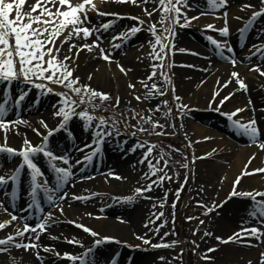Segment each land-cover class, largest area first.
Returning a JSON list of instances; mask_svg holds the SVG:
<instances>
[{
	"label": "snow or ice",
	"instance_id": "6c2138e0",
	"mask_svg": "<svg viewBox=\"0 0 264 264\" xmlns=\"http://www.w3.org/2000/svg\"><path fill=\"white\" fill-rule=\"evenodd\" d=\"M101 3H106L107 0H100ZM116 3H131L136 6L145 5L143 11L148 17L144 20L138 16H131L129 14L118 12H105L102 11L95 0H0V95L3 97V102H0V133H3V143H0V156L8 159L16 157L21 158L20 163L9 172L0 174V185H7L9 181L15 184L19 183L20 173L22 169L30 170V196L31 203L27 205L29 209L35 207L39 212L45 210L41 207V202L37 198L39 192H43L44 198L49 204L59 211L61 215L64 214V208L61 204L56 203L57 200L66 202L69 198L67 191H61L72 182L75 177V165L90 164L94 157L101 152V146L106 140L119 137L123 135H131L143 137L137 139L134 144L127 150L129 152H136L138 149H143L141 158L138 160L140 164H147V171L142 174V178L146 181L144 186H138L134 189L132 195L118 198L122 202H133L137 197H144L145 193L153 190L154 186H162L163 183L171 181L172 175H169L166 169L170 164V153L160 149L158 155L153 156L154 150L159 147L157 142H153L148 137L152 136H166L169 133L166 131L168 127L176 128L175 123H161L159 119H153L155 113L161 111V106H164V116L168 117L173 114V108L168 107L169 101L167 99L161 100L154 107L147 109H137L130 106L131 101H128V106L121 109V98L116 96L113 98L111 93L103 90H97L92 87L90 83H83L79 76L74 75L75 68L78 66L74 63L79 58L82 51L87 50L93 52L98 49V57L111 63L114 60L113 53L115 50L122 46L123 41L129 40L132 36L142 30H146L150 34L147 43L150 46V51L147 56L152 61L159 63H152L150 65V74L139 81L145 89L143 94H134V98L138 102L149 101L155 97L165 96L169 92L171 86L172 99L180 101L181 98L175 94V86L172 84V78L169 75V69L173 66L174 61L171 59L172 55L176 52L184 53L192 50L184 47H176L177 28L188 27L192 21L198 20L200 16L209 14L208 12L201 11L197 16H189L188 11L193 7H200L197 0H193L190 4L189 0H115ZM154 4L155 7L149 11L146 5ZM230 4V0H206V7L211 14H218L217 18H222L224 24L222 27L217 28L214 24L208 23L204 25L205 29L214 30L219 33L221 37H228L230 28L228 23V11L224 10ZM254 9L251 11L247 23L239 30L241 38L243 33L259 18L264 17V0H258L257 4L246 2L240 5V10ZM224 10V11H220ZM95 12L97 17H112V19L101 20L97 19L93 22L90 13ZM159 12L158 20H153L154 13ZM127 18L136 21L125 31H121L111 37V41L107 48L104 45L103 32L112 29L117 20ZM242 19V17H235ZM147 26L146 29L144 26ZM95 37L94 39H92ZM206 39L215 47V49L224 55L226 49L228 53H233L234 49L227 39L219 40L212 35L206 36ZM90 41V42H89ZM115 41H121L116 43ZM68 47L64 50V45ZM144 45L141 44L140 48ZM256 53L261 54L264 60V42L259 46L253 45ZM200 55L199 53H194ZM255 53L250 52V56ZM250 56L246 59H249ZM233 67H235L237 60L235 56H225ZM141 58L138 56L137 60ZM120 71L127 75L130 69L125 68L119 61H116ZM250 71H255L264 76V67L261 64H252ZM159 77L163 83L158 84L154 78ZM231 77L236 79L239 88L247 90L248 85L245 80L240 77L236 71L231 73ZM92 79V74H89L88 80ZM147 81H150L149 84ZM231 83V79L226 81L224 87ZM58 86V87H57ZM128 87L135 89L136 85L129 83ZM33 90H37L34 97L36 103H39L40 97L53 94L58 99L56 104L53 105L52 115L57 118V124L50 127L49 124L41 119L40 125L46 130L41 132L39 128H33L35 132L42 139L40 143L33 144L27 138V133H24V139L20 148L12 147L8 144L9 133L20 135L19 128L21 125L31 127L29 121L17 116L13 119L9 117V102L12 101L16 107H19L30 95ZM219 90L215 91L212 96V102H216V97L219 96ZM233 95L229 93L219 100V105L223 106L224 103ZM251 104V101H249ZM247 107V106H246ZM176 108L179 110L181 116L185 115V110L188 105L178 103ZM245 108H236L231 112H223L222 114L231 122L234 128L241 130L242 134L246 135L250 142L258 144L259 148L264 150V140L261 139L262 133L258 126L257 119L253 115L252 118L242 121V119L234 118L238 113L245 111ZM111 111V116L104 114H97V112ZM217 112L221 111V107L216 108ZM255 113V108L252 109ZM264 111V109H262ZM81 122V126L85 131L91 132V141L84 144L82 147H77L76 151L85 153L75 160L73 163L71 156L68 153L57 155L50 148V138L54 133L64 130L69 131L68 125L74 119ZM135 120L136 123H131ZM147 125V127L145 126ZM180 127H183L180 125ZM204 139H208L205 137ZM127 143V141H122ZM174 146L169 145V148ZM175 151H180L175 149ZM42 156L47 160L51 171L54 173L56 184L52 185L49 182L45 172L37 163V157ZM206 156L209 154H205ZM255 158V154L249 158V163ZM155 160V163H153ZM187 161V157H185ZM163 162V167L159 165ZM176 163H180L177 161ZM2 167V166H0ZM181 167L188 168L187 162L181 164ZM162 173V174H161ZM253 173H264V167L249 169L245 165L244 170L238 175L232 185V189L223 201H211L210 205L205 204L203 200L196 201L197 205L204 209V215L213 213L216 209L222 208L232 197H248L252 203L250 205L249 216L256 220V225L245 227L247 221H241V227L238 231L225 237L215 236L217 241L226 244L229 242H242L243 237H252L255 240L264 243V199H257V197H264V191H239L238 185L241 179L246 175ZM108 175L114 176L118 179L124 177L109 170ZM154 177V179H153ZM176 178L179 179V174L176 173ZM188 181V175L184 177V181L179 188L175 190L176 200L173 201L172 208L175 209L176 203L179 201L180 193L183 191L184 185ZM74 186V185H73ZM203 192V188L200 189ZM16 190L13 189L12 197L16 198ZM97 195L91 193L89 196H78L75 193L71 194L74 200H86L92 196ZM168 193H164V198L159 200L158 203L161 208L167 201ZM151 198V197H145ZM157 205L153 204L155 208ZM0 208H3L10 218L0 221V230L13 227L14 230L8 232L3 237H0V253H7L11 248L24 249L25 251H33L36 258L43 262L41 250L45 253H54L57 258H65L78 264H86V257L95 252V248L89 247L83 255L77 256L70 252L60 253L56 251L52 245H44L40 243L41 235L45 233L49 227L56 223L54 211H47L41 219L35 224L29 223L27 217H20L14 212H11L9 207L5 206L3 201H0ZM92 216V213H86ZM156 220L163 217V211L153 213ZM173 212V220H174ZM120 222H125L123 217H117ZM189 221L197 219V217H186ZM17 220L22 221L23 226L14 225ZM82 229L85 233L90 234L92 237H97L94 240V245L99 246L103 242L116 240V237L101 234L91 227L76 220L69 221ZM155 224V220H149L147 224ZM167 221H163L161 225L155 226L151 229L154 235H158L160 227ZM199 223L204 224L203 220ZM199 231L196 228L193 235ZM175 234V233H173ZM168 233H164L167 236ZM214 234L210 231H205L204 236L212 237ZM143 242V245H148L152 248H175L177 244L184 243L179 240H172L170 242L164 241L161 238L160 242L153 243L151 238L146 235L137 237ZM50 239H60L57 236H50ZM68 243L80 245L83 247L82 241L78 239H69L64 237ZM119 242V241H118ZM251 244V240L247 241ZM126 243V242H125ZM194 247L193 252L199 245L195 240L191 242ZM130 247L140 248L141 245H129ZM214 247L206 249L207 252H213ZM184 249H180V255L175 257L182 260ZM202 259L212 260L213 257L203 254ZM160 260H165V257H158ZM109 264H115V259L109 261ZM247 264H252L249 260ZM258 264H264V252L259 255Z\"/></svg>",
	"mask_w": 264,
	"mask_h": 264
},
{
	"label": "rangeland",
	"instance_id": "374dc122",
	"mask_svg": "<svg viewBox=\"0 0 264 264\" xmlns=\"http://www.w3.org/2000/svg\"><path fill=\"white\" fill-rule=\"evenodd\" d=\"M201 2H206V0H199ZM100 2V0H99ZM246 2H251L252 4H257L258 0H230V4L228 5L232 7L238 8L237 14H240L242 19L247 20L248 17L251 15V11L254 9H247L244 11L240 10V5ZM101 3V2H100ZM106 6V8H105ZM151 11L153 7H155L154 4H148L146 5ZM102 7V11L105 12H118V13H124L129 14L131 16H138L141 17L144 20H148V17L145 15L143 8L145 5L136 6L131 3H116L115 0H107L106 3H104V6L100 4L99 8ZM193 11V9H191ZM224 11V10H220ZM160 16L159 12L154 13L153 20H158ZM264 18V17H263ZM101 20H107L112 19L111 17H99ZM129 23H123L125 28H120V22L119 24L116 23L112 29L106 32L107 39L104 40V47L107 48L109 45V42L111 41V37L113 35L118 34L121 31H125L128 28H130L132 25L136 24L137 22L131 19H128ZM241 20H239L240 22ZM233 22V21H232ZM237 19H234V24L238 25L239 22ZM130 24V25H129ZM129 25V26H128ZM119 26V27H117ZM146 29V25L144 26ZM255 28V29H254ZM254 29V32H253ZM248 32H251L253 34L252 42L260 44L264 42V20H257L254 21L253 24L249 27ZM143 35L133 36L134 38H130V43L126 48L122 47L126 44L127 41L122 42V46L115 50V55L113 62L114 66L111 67L107 66L106 61L102 58H99L97 53L98 49L94 50L93 52H88L87 50L82 51L79 54V58L74 61L76 65H78L75 68L74 75L79 76L80 78L83 76V73L87 74L88 72H85V70H89L90 64L92 69L95 68V72H92V79L91 82H88L92 85V87L103 90L105 92L111 93L113 98L116 96H119L121 98V109L124 110L128 106L127 102L131 101L132 107H135L137 109H147L149 107H154L157 103H159L161 100L167 99L169 101L168 107L173 108V114L171 116L165 117L164 116V106H161V111L155 113L153 116V119H159L161 123H175L177 125L176 128L168 127L166 129L169 133H175L177 139L179 140H165V136H152L148 137L149 140L153 142H157L159 144V147L154 150L153 156L158 155L160 152V149L163 148L165 152L170 153V157H165L166 159H170V164L166 171L169 175L173 176V179L171 181H165L162 186H155V189L157 193H160V200L164 198V193L167 192V201L164 204L163 208L160 207L159 203L155 201L154 199L148 200L144 197H137L133 202H122L119 201L118 198L132 195L134 192V189L138 186H144V184H141L143 178L142 174L147 171V167L143 166L142 170L137 168V166H128L124 167L127 170V174L122 175L121 177H124V179H118L115 178V180H118V183L122 184V187L126 189V191H118V185L115 182H110L109 177L104 176L102 173L104 171L105 163H107L108 160L112 158H106L111 155L109 154V150L107 146L104 147L105 151L102 152L100 155L102 156H96L94 157L93 161L90 164H81V165H75L74 172L75 175L78 177H74L71 183H69L67 186L74 187L79 185V182L87 183V181L91 180L95 182L94 184V190H86V191H79V188H76L75 194L78 196H89L91 193H96L98 197H105L107 199L106 202H103L101 205V208L98 209V211H93L89 208H86L87 205V199L86 200H70L69 203H64L59 200L56 201V203L61 204V206L64 208V214L61 215L58 210H56L53 205L50 207H47V211H54L55 213V220L56 223L54 224V229H59L58 234L60 233V230H65L63 224H68L66 227L73 228L77 227L76 225L70 223L69 221L76 220L79 223H83L88 227H91L95 231L99 232L101 234V237L103 235V228L101 227L100 221L103 220H111V221H120L117 219V217H123L125 222H121V224L129 225L132 220L135 221H145L148 219V214L151 215L147 210V208L152 207L153 204L159 205L158 208H156V213H159L163 211L164 215L159 220H155V224H148V230L149 235L155 236V243L160 242L161 238L164 239L166 242H170L172 240H179L183 241L184 243L177 244L175 248H152V247H145V248H136V247H129L130 253H131V259L130 264H146V260L148 259L150 261V264H246L247 260H251L254 263L258 264L259 261V255L261 252H264V243H261L255 238L252 237H243V241L245 243H248L247 241L251 240V243H253L252 247H247L246 250L248 252L244 255H239L241 252L240 249H245L246 246L240 245L241 242H229L226 244L220 243V241H217L215 239V236H221V237H227L231 235L232 233L238 231V229L241 227V221H247V223L244 225L245 227H250L253 225H256V220L249 216V211H246L245 207L247 206L245 204V201L250 203V198L248 197H232L230 200L227 201L226 204L222 208L216 209L213 213H210L208 215H204V209L197 205L196 201L203 200L205 204L211 203V201L215 200L217 202L223 201L228 197L234 179L240 175L241 170H236V161L234 156L237 154L235 152V142L233 136V131L230 133V136H228L229 143L222 144V142H215V141H206L204 138V141L202 143H193L190 144V138L192 134V129L195 126H200V128L203 127V125L197 124V121L203 122V124L212 119V116H210V113H205L202 111L199 113H196L198 109L200 110H209V108L201 107V105H197L199 103L200 96H203V93L205 91V88L203 86H200L198 82L191 83L189 80V73L191 71H182L181 73L184 74L188 80H178L177 76H174L173 74V68L171 67L169 69V75L172 78V84L175 86V94L178 95L181 100L176 101L172 99V92H171V86H169V92L162 97H155L149 101H143L138 102L134 98V94H143L145 92V89L142 87V85L139 83L141 79L146 78L150 72L151 67L150 65L152 63H159L158 61H152L147 56V53L151 50L149 44L147 43L148 39L150 38V34L146 30H142ZM144 34H146L148 37L147 39L144 38ZM93 37L92 39H94ZM139 42L134 43L133 41L138 40ZM146 41V42H144ZM90 42V41H89ZM116 43H121V41H115ZM133 42V43H132ZM177 43V42H176ZM131 44V45H130ZM143 44L144 47L140 48V45ZM189 45H193V43H188ZM177 47V46H176ZM122 49V50H121ZM136 49V50H135ZM121 50V51H120ZM117 51H120V55H118ZM179 52H176V54L172 55L171 59L174 62L184 61V58L179 59L176 55ZM140 55V56H139ZM140 57V60H137V57ZM116 59L120 62L125 68L130 69V71L125 75L120 71V68L116 65ZM177 59V60H176ZM93 60V62H91ZM87 62L88 67L85 68ZM98 66V69H97ZM180 68V67H179ZM90 70V71H91ZM96 73V74H95ZM98 73V74H97ZM204 74L205 71H199V70H193L192 76H196L199 74ZM252 76L251 79V90L250 92L253 93L256 91L258 93L264 94V81L261 82V76ZM241 77V74H240ZM204 78V77H203ZM201 78V79H203ZM158 84H162L163 81L156 77L154 78ZM200 79V80H201ZM206 79V78H205ZM209 80V79H206ZM210 79V84H211ZM94 84H93V83ZM133 83L136 85L135 89H131L128 87L129 83ZM149 84L150 81H147ZM256 83V88H261L262 90L256 89L253 87ZM105 84L107 85L106 89L104 88ZM262 84V86H260ZM191 86H194L192 89ZM58 87V86H57ZM216 90V89H215ZM210 93V91H209ZM209 96V95H208ZM207 96V97H208ZM223 95H220L219 97H222ZM32 97V96H31ZM206 97V96H205ZM248 97V96H247ZM218 98V97H217ZM264 99V97H263ZM210 101V108L216 109V107H221V109H224L226 107H230V109H236L241 106V103L233 102L231 98H229L230 102L224 103L223 106L216 105L213 107L216 102H212L210 98H208ZM246 102L251 101V104H245L246 112L245 114H239L240 117H246V119H250L255 116L257 119V123L259 124V119L261 118V110L264 109V100H262L261 96L255 97L253 100L245 99ZM253 101L255 104H253ZM178 103H183L188 105V108L185 110V115L181 116L179 114V110L176 108V105ZM201 103V102H200ZM232 104L231 106H229ZM254 105V106H252ZM258 106L257 108L255 107ZM198 106V107H197ZM243 106V105H242ZM209 107V106H207ZM255 108L257 109L258 113H249L250 110ZM196 110V111H195ZM46 112V111H45ZM264 112V111H262ZM97 114H104L105 116H111L112 112H97ZM249 114V116H248ZM257 114V116H256ZM264 114V113H263ZM44 116V115H43ZM11 118V116H9ZM23 118V116H20ZM238 119H241L239 117H235ZM25 119V118H23ZM31 119V118H30ZM43 120H45L48 124L49 121L44 117ZM74 121H78V119L74 118ZM72 120V121H73ZM72 121L69 123L71 124ZM199 122V123H200ZM131 123H136L135 120L131 121ZM196 123V124H195ZM39 124H36L32 122L31 127L32 128H39ZM74 124V123H73ZM202 124V123H201ZM51 125V124H50ZM49 125V126H50ZM76 125V124H74ZM182 125L183 127H180ZM41 126V125H40ZM147 127V125H145ZM31 127L28 129L25 128V125H21L19 128V131L22 133H27V138H34L33 132L30 130ZM69 131L65 132L64 130L59 131V133L55 134L50 138V140L53 142L54 140H59L65 144L58 145L55 144L52 145V149L55 151L57 155L68 153L73 163L76 159L81 158L88 149L85 150V153H78L76 151V148L79 147L78 145L75 146L73 143H68L69 139L67 138V135H71L73 133V130L70 133L71 126L68 125ZM204 132L207 131L209 128ZM41 129V127H40ZM78 130L83 129L81 126V122L78 123ZM41 131V130H40ZM209 131V130H208ZM235 131L238 132V129L235 128ZM81 132V131H80ZM11 134V135H10ZM11 138H17L14 137L15 133H9ZM59 135H62V137H58ZM139 136V135H138ZM132 137L131 135H121L116 140L120 141H127L128 143L134 144L137 139H142L143 137ZM167 137H174L173 134L166 135ZM116 137V136H114ZM113 137V138H114ZM231 137V138H230ZM3 133H0V143H3L2 140ZM112 138V140H113ZM30 139V140H31ZM41 137L39 136V139L37 142L41 141ZM163 139V140H161ZM75 140H79L78 138H75ZM201 140V139H200ZM3 141V142H2ZM50 141V142H51ZM83 141V140H82ZM196 142V141H194ZM131 144V145H132ZM169 145L174 146L173 148H169ZM193 145V151L191 150V147ZM211 145L213 146V154L211 155H205L207 153V146ZM51 146V143H50ZM215 146V148H214ZM175 149H179L180 151H175ZM256 149V148H254ZM253 149L247 148L244 149L243 152L245 153L244 158L251 153ZM143 152V149H138L135 153L138 155V157H141V153ZM132 153V152H131ZM209 154V153H207ZM106 156V157H104ZM120 157H123V153H119ZM134 156V155H133ZM185 157H187V161H185ZM258 158V157H257ZM264 158V150L262 159ZM19 157H16L12 160V162H16L14 167H16L20 163ZM39 158L37 157V161ZM102 160L105 162L103 163ZM264 160V159H263ZM179 161L180 163H176ZM133 162V160H132ZM187 162L189 167L184 168L181 167V164ZM153 163H155V160H153ZM45 165V164H44ZM8 167L7 164H4L3 167ZM213 166V167H212ZM159 167H163V162L159 165ZM82 168L83 170L85 168H89L91 171L90 173L86 175H82ZM3 171V169H2ZM144 171V172H142ZM135 172V174H134ZM176 173L179 174V179L176 178ZM162 174V173H161ZM188 175V181L183 187V191L180 193L179 201L176 203L175 209L172 208L173 201L176 200L175 190L181 186V184L184 181L185 175ZM212 174V175H211ZM21 177V173H20ZM50 184L55 185L56 180L55 176L53 175L51 178H48ZM100 183V184H99ZM89 184V183H87ZM21 185V182L19 181L18 184H15L12 181H9L7 185H0V201H3V199L7 198L9 194L12 193L13 189H19ZM26 189L30 188V183H27L25 185ZM101 187V188H100ZM100 188V189H99ZM203 188V192L200 191V189ZM255 187L252 183V181L244 176L241 179L240 184L238 185L239 191H251ZM30 190V189H29ZM130 190V191H127ZM40 192L38 193V195ZM214 194V196H213ZM12 195V194H11ZM145 198V199H144ZM45 199V198H44ZM92 198L88 199L91 200ZM261 198H258V200ZM264 199V198H263ZM23 200V199H22ZM24 201V200H23ZM8 202V201H7ZM117 203H124L121 205L123 209H119V211L123 214H120L121 216L112 215L109 212L105 213L102 208H109L112 206V204ZM148 203V205H147ZM5 204V203H4ZM6 206V204H5ZM21 205V207H23ZM81 207L82 210H77L75 214L73 213V209H77L78 207ZM69 207V208H68ZM173 212H174V220H173ZM86 213H92V216L86 215ZM146 215V216H145ZM188 216L197 217V219H193L189 221L186 219ZM10 216L4 212L3 208H0V221L4 219H9ZM151 220V219H150ZM203 220L204 224H200L199 221ZM38 220H35L34 222H29L32 224H35ZM149 221V220H148ZM163 221H167V223H164L162 227H160V231L158 235H154L153 229L155 226H159L162 224ZM14 225H19L20 227L23 226L22 221L20 222H14ZM199 228V231L196 232L195 235H193V231ZM14 230L13 227H9L8 231ZM66 231V230H65ZM205 231H210L214 235L212 237L204 236ZM77 233H80L78 237H84L85 239H89L90 242L86 245L83 244V247L80 245L72 246L67 242L68 249L67 252L73 253L77 256L83 255L87 248L91 247L92 244H94V240L97 239V237H92L90 234L85 233L82 229L78 230ZM164 233H168L167 236H164ZM175 233V234H173ZM109 234V233H108ZM72 235V234H71ZM72 237H74L72 235ZM147 237V235H146ZM75 238V237H74ZM193 240L196 241V243L199 245L198 248H196V251L193 252L192 249L194 245L191 243ZM66 241V240H63ZM85 241V240H84ZM107 245H115L112 241H106L102 244ZM88 245H91L87 247ZM97 246H94L95 248ZM214 247L216 250L213 252H207L206 249ZM183 248L184 252L181 259H176L175 257H178L180 255V249ZM250 251V253H249ZM239 253L237 256L236 254ZM203 254H206L208 256L213 257L212 260H205L202 259L201 256ZM2 256V253H0ZM92 258H89V257ZM109 256H105L104 252L103 254H99V252H94L93 254L86 257V261H90L94 264H108L109 262ZM158 257H165V260H160ZM120 259V258H118ZM244 261V262H243ZM4 264V262L0 259V264ZM118 263V260L116 259L115 264ZM121 263V262H120ZM56 264H78V262H72L69 260L63 261V260H56Z\"/></svg>",
	"mask_w": 264,
	"mask_h": 264
},
{
	"label": "bare ground",
	"instance_id": "6f19581e",
	"mask_svg": "<svg viewBox=\"0 0 264 264\" xmlns=\"http://www.w3.org/2000/svg\"><path fill=\"white\" fill-rule=\"evenodd\" d=\"M97 2L99 5L100 2L99 1H97ZM199 8L205 12L209 11L206 6H200ZM91 14H93V12L90 13V15ZM92 18H93L94 23L98 19L95 17H92ZM200 20L201 19L198 20V24L201 23ZM190 25H192V22ZM182 38L186 39L185 36ZM178 46L184 47V41L180 40L178 43ZM67 47H68V45L65 44L64 50H66ZM91 62H93V60ZM88 64L89 63L87 62L85 68L88 67ZM91 65L92 64L89 65L90 66L89 70H85V72H88V73L87 74L83 73V76L81 77V81L83 83L91 82V80L90 81L88 80V76H89V74H91L92 72H95V70H96V65H95V68H93L94 71L91 70L92 69ZM111 66L116 67V66H114V64H112ZM97 69H98V66H97ZM231 73H228V75H227L228 78L231 77ZM212 79H213L212 81L215 82L216 77L214 76ZM0 86H2V85H0ZM106 87H107V85L105 84L104 88L106 89ZM96 89H97V87H96ZM99 89H97V90H99ZM207 89H209L208 91H210V89H211L210 86H207ZM201 98L203 99V103H205L206 98L205 97H201ZM57 99L58 98L55 95L50 94L48 97L45 98V100L41 99L40 103H43V102L44 103L39 104L38 107H36L33 104L32 105H25L23 108L21 107V109L18 112L15 110L13 111L11 109V111L9 112V116H11V115L13 116V115L21 113L20 115H24L25 120L29 121L30 124H32V122L38 124L39 121L45 117L49 121V125L51 124L50 127H54L57 124V118H55L52 115V111H53V105L56 104ZM0 102H1V100H0ZM44 108H49V110L46 113H44V114L40 113L37 116L33 114V113L38 112L39 110H42ZM79 122H80L79 120L78 121L73 120L72 123L70 124V126L73 129H77ZM73 123L76 125H74ZM217 125H219V123H217ZM40 127H41V129H40ZM25 128L28 129L29 126L25 125ZM32 129L33 128L31 127L30 130L33 132ZM39 129L41 130V132H46V130L42 126H40V124H39ZM33 134H34V138H32V139L29 138V140L31 139L33 144H38L39 141L37 142V140L39 139V136L35 132H33ZM205 134H206V136H209L211 138H214V136L219 138L218 131L216 133L211 134L210 130L209 131L207 130L206 132H204L203 127L202 128L195 127L193 130V135H194L193 138L196 140L202 139ZM10 135L8 138V144L12 147L20 148L22 145V141L24 139V133L20 132V135L15 134L14 137H17V138H11ZM2 140H3V138H2ZM53 142H54V144L60 145V141H58V140L53 139ZM115 143H118L120 146L115 147L113 145V148L110 151L113 155L118 154L121 151L125 152L126 148L131 147V144H132V143H128V145H125L124 143H121V142H115ZM115 143H113V144H115ZM133 155H134V157H132V159H133L132 165L135 167L136 165L140 164V163H138V160L141 157H138V155L135 152H133ZM12 160L13 159H8L6 157L0 156V166H2V167H0V174H3L4 172L10 173L12 170H14L15 167L13 164H15L16 162H12ZM243 161L244 160H241V158L239 159V161L236 165V170L237 169L240 170V168L242 167ZM4 164H7L8 167L7 168H6V166L3 167ZM110 165L111 166L106 167L103 171L105 173L106 177H109L107 179H109L110 182H115L118 185V191H120V192L126 191V189L122 187L123 182H121L122 184H120V183H118V180L114 179V176L108 175L109 170H111L112 172L114 171V173H116L118 175H123L126 170H124L122 168L125 166H118L117 162H114V165L112 163ZM142 165H145L147 167L146 163L142 164ZM254 166H256V165H254ZM2 169H3V171H2ZM21 177L23 178V180H25V179L28 180V177L25 173H21ZM153 179H154V177H153ZM252 180H253L255 186H258V185L261 186L260 191H264V179L259 180L257 178H252ZM87 183H89V184H87ZM87 183L79 182V185L78 186L76 185L74 188H71V187L68 188V186H66V188L61 189V191H67L69 193V198L64 203H69L70 200H72L71 194L76 192L75 191L76 188H79L80 192H81V190L83 192L86 190H89V189L94 190L93 188H94L95 182L89 180V181H87ZM23 184H24V182L22 183V186H23ZM141 184L145 185L146 181L143 179ZM23 189L24 188L22 187V190ZM19 191L22 192L21 190H19ZM127 191H130V190H127ZM16 197H17V202L19 203L18 204L17 202H15V204L17 203L16 208L13 209L11 207V205H8L7 207H9V209L11 211H13L15 214H17L18 216H20V217L26 216L28 220L35 221V220L41 219L44 215H46L47 210H46V207L44 208V205L42 206V208L45 210L44 212L32 211L31 213H27V212L22 211V209H21L22 200L19 198L18 194L16 195ZM145 197H151L150 199L149 198H147V199L151 200V201H152V199H154L155 201H157V200H160V193H157L155 186H154L153 190L149 193H146ZM101 199L103 200V202L107 201V199L105 197H102V198L99 197L96 200L88 201L87 202L88 206L86 208H89L93 211H98V209L101 208V203H100ZM15 204H13V205H15ZM123 204L124 203L112 204V206H110L109 208H102V209L105 213L109 212L112 215L121 216L120 214H122V213L118 209H123V207L121 206ZM147 205H148V203H147ZM158 207H159V205H157L155 208H153V207L147 208V210L150 211L149 213L151 214V215L148 214L147 220H145V221H143V220L142 221L132 220L129 225L121 224V222L119 223V222L111 221V220H106L104 222H103V220L100 221V222H102L101 227L103 228V235H109V236L116 237V240L112 241L113 243H115V245H113V246L107 245L104 243V244H101V245L95 247V249H96L95 252H99V254H103V252H104L105 256H107V255L109 256L108 257L109 261L112 260L113 258L115 259V261L117 258H120L121 259L120 264H130L129 262L131 259V253L129 250V247H130L129 245H141V248L149 247L148 245H143V242L137 238L138 236L147 235V237L151 238L153 240V243H155V239H156L155 236L149 235L148 224H147V227H145V224L148 220L155 219V216L153 215V213H156V208H158ZM77 210H82V209L79 206L77 209H73V213L75 214V212H77ZM17 222H20V220H17ZM63 225H64L63 227L66 231L60 230V233H62V235L58 234L59 229H54V227H53L54 225H52L51 227L48 228V230L45 233H43L41 235L40 243H42L44 245H52V246H54L56 251L63 253L68 249L67 241H63V240H65L64 237H68L69 239H78V240L82 241V243L84 245H86L90 242L89 239H85L84 237H78L80 235V233H77V232H78V230H80V228L73 227V228L67 229L66 226L68 224L67 225L63 224ZM10 231H13V230H10ZM10 231H8V229L0 230V237H3L4 235H6ZM71 234L75 238L72 237ZM50 236H57V237H60V239H50ZM69 244H71L72 246H76V244H72V243H69ZM89 246H91V245H88L87 247H89ZM94 246L95 245L92 244L91 247H94ZM41 256L43 257V262L36 258L33 251H25L24 249H16L13 247L10 249L9 252L2 253V256L0 255V259L4 262V264H56L54 261L59 259L54 255V253H51V252L45 253L42 250H41ZM89 258H92V257L90 256ZM60 259L62 260L65 258H60ZM86 264H94V263H91L90 261H86ZM108 264H109V262H108ZM117 264H119V263H117ZM146 264H150V261L148 259L146 260Z\"/></svg>",
	"mask_w": 264,
	"mask_h": 264
}]
</instances>
